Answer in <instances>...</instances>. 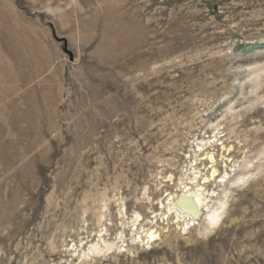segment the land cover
Instances as JSON below:
<instances>
[{
    "label": "rangeland",
    "instance_id": "374dc122",
    "mask_svg": "<svg viewBox=\"0 0 264 264\" xmlns=\"http://www.w3.org/2000/svg\"><path fill=\"white\" fill-rule=\"evenodd\" d=\"M0 264H264V0H0Z\"/></svg>",
    "mask_w": 264,
    "mask_h": 264
},
{
    "label": "bare ground",
    "instance_id": "6f19581e",
    "mask_svg": "<svg viewBox=\"0 0 264 264\" xmlns=\"http://www.w3.org/2000/svg\"><path fill=\"white\" fill-rule=\"evenodd\" d=\"M199 157H201V156H199ZM202 159H203L202 161H204L205 159L208 160L211 173L207 177H205V176L201 177L200 178L201 182H199L198 184L191 183V184H189L190 185L189 187L186 186V188L182 191L181 195L179 194L178 197H176L173 204L172 205L169 204L170 207H168L167 214L165 213V216H168L167 219H169V217H171V218L173 217L177 221L184 220V222H185L188 220L189 223H193L195 220H198L199 217H201L202 211L205 210V207L207 208L208 203L211 202V200L208 199L209 198V191H206L205 185L211 183L212 181L214 182V179L216 177H219L218 171L215 170L216 168L213 169L215 159H213L212 155H208L207 153L204 152L202 154ZM204 187H205V189H204ZM212 197H211V199H212ZM137 217H139V216L137 215ZM135 219H137V218L135 217ZM138 220H140V219H138ZM138 220H134V222L138 221ZM173 223L175 224V222H173ZM149 231H150V229H149ZM150 232L151 233H149V237L150 236L152 237V235L155 232L154 231L153 232L150 231ZM98 240L99 241L97 244L91 245L92 250H94V251L101 250V248H99L100 246L98 245L99 243H102L104 246H107L109 244L108 246L110 247V250L113 249V243L110 244L108 242V244H107L105 241V238L102 235L99 236ZM120 241L122 242L121 238H120ZM115 245H116V243H115ZM91 248H90V250H91ZM96 253H98V252H96ZM84 257H85V259H88V258H86V255Z\"/></svg>",
    "mask_w": 264,
    "mask_h": 264
}]
</instances>
